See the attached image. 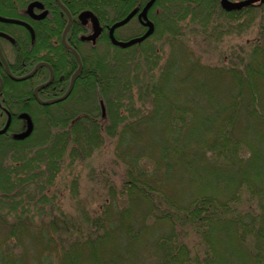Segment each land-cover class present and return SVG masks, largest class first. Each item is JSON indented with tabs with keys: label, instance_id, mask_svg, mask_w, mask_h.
I'll use <instances>...</instances> for the list:
<instances>
[{
	"label": "trees",
	"instance_id": "16d2710c",
	"mask_svg": "<svg viewBox=\"0 0 264 264\" xmlns=\"http://www.w3.org/2000/svg\"><path fill=\"white\" fill-rule=\"evenodd\" d=\"M149 14L154 33L91 62L73 108L0 137V264H264V4ZM239 14L258 30L233 43Z\"/></svg>",
	"mask_w": 264,
	"mask_h": 264
},
{
	"label": "flooded vegetation",
	"instance_id": "af4514ba",
	"mask_svg": "<svg viewBox=\"0 0 264 264\" xmlns=\"http://www.w3.org/2000/svg\"><path fill=\"white\" fill-rule=\"evenodd\" d=\"M147 1L141 6L133 5L122 18L136 7L141 10ZM150 9L148 17L152 20ZM85 11H91L96 18L84 14ZM120 15V0H0V17L15 18L28 24L0 18V129L10 118L7 130L0 133V137L17 138L27 130L29 119L33 122V132L37 119L33 111L37 106L51 107L72 99L77 80L86 77L89 70L88 55L83 47L89 45L94 49L105 37L112 42L110 27ZM133 18L144 31L147 30L138 13ZM94 21L99 22V29ZM119 28L114 30V36L126 39L118 34ZM95 32L98 35L89 38ZM80 63L81 69L76 73ZM71 84V92L65 99L43 104V101L51 102L63 96ZM15 105L17 110L13 108Z\"/></svg>",
	"mask_w": 264,
	"mask_h": 264
},
{
	"label": "rangeland",
	"instance_id": "374dc122",
	"mask_svg": "<svg viewBox=\"0 0 264 264\" xmlns=\"http://www.w3.org/2000/svg\"><path fill=\"white\" fill-rule=\"evenodd\" d=\"M144 1L141 2L140 0H138L137 3L141 6V5L144 4ZM210 3L211 2H209L208 4H210ZM244 15L245 14H241V15L239 14V16L236 19L235 18H233V19H227V20H229V21H227V23H229V26H231V29L232 30H235L237 28V26L238 27H243L244 26L241 29H236V30L239 31V33L238 32H235V34L233 33V34L229 35V38H231V42H233V43H237V42L243 41V40H250L251 38L255 37V35L257 33L258 28L256 26L255 27L246 26V21H245L246 20V17H244ZM118 20H120V18ZM233 27H234V29H233ZM142 30H143L142 25L138 22V20L136 18H133L125 26H122L121 28L118 29V34L121 37L128 39V38H130L132 36H136V35L143 34L145 31L144 30L142 31ZM102 41L103 42L100 43L99 45H97V47L94 48V49H91V47L89 45H85L83 47L85 53L88 55V60H89L87 62L88 67H89L90 64H92L91 62H94V60L97 57H102V56H105L106 57V54H111V52H114L115 45H113L110 41L109 42L108 41H104V38H103ZM137 45L138 44H135L134 46H137ZM208 54L207 55L204 54V60H213V61L214 60L215 61L216 60H219V56L212 55V54H214L213 50L210 51V55L213 56L212 57L213 59H209V57H208L209 55ZM172 84H174V83H172V82L169 83V85L171 87L169 85L167 86L166 91L168 93H170L169 91H173ZM171 88H172V90H171ZM260 88L261 89H264L263 87H260ZM224 92H226V91H224ZM99 104H100V107L102 109L104 107V104H102V102H100ZM74 105H75V101L72 99V100L67 101V102H59L58 104L53 105L51 107H47V108L37 106V108L35 109L36 111L34 110L33 112L35 114V117L37 118L36 119L37 120L36 123L38 124L37 125L38 126V132H40V130L42 128H44V127L46 128L47 127L46 124H45L47 122V120H46V117H45L44 113H46V112L49 113V114L53 113L54 116H59V114L61 113V111L63 109L73 108ZM94 106H95V104H94ZM13 108L15 110L18 109L17 105L13 106ZM102 111H103V109H102ZM155 130H159V129L158 128H155ZM106 150L107 151H104L103 154L102 153L96 154L94 160L93 159H90L89 160L90 162L88 161V163H93L94 162L95 164H97V163L103 162L111 154L110 152L112 150H114V146H108ZM86 165H87V162L84 163V166H86ZM85 171H86V169L84 170V174L80 176L81 180H83L82 183H86ZM78 174H79V172H78ZM68 175L65 176V179H68L69 178ZM63 182H65V181H63ZM90 190H88V189L87 190H84L82 193H80V196H82L84 198L90 197L91 196L89 194L91 192ZM61 194L63 195V198L65 199V201H64L65 202V207L70 210V206H71V193L68 190H64L63 193H61ZM27 241L28 240L25 238V242H23V244L28 245L29 242H27ZM21 247L22 246H20L17 249V251L21 250ZM31 251H33V250L31 249ZM149 259H151V258H149Z\"/></svg>",
	"mask_w": 264,
	"mask_h": 264
},
{
	"label": "water",
	"instance_id": "95a60500",
	"mask_svg": "<svg viewBox=\"0 0 264 264\" xmlns=\"http://www.w3.org/2000/svg\"><path fill=\"white\" fill-rule=\"evenodd\" d=\"M154 2H155V0H148L141 10L139 7H136L126 17L116 21L110 27V36H111L112 43L119 46V47L126 48V47L133 46L135 44H139L142 41H144L146 38H148L150 35H152L154 32L155 26H154L153 21L150 20L148 17V10L150 9V7H152ZM257 2L264 3V0H240V1L221 0V5L224 9L230 11V10L242 9L243 7L250 6V5L255 4ZM137 13H138L139 20L141 21L142 24H144L147 27V30L143 34L133 36V37L128 38L126 40L117 39L114 36V30L117 27H120V26L126 24L127 22H129L130 19L133 18ZM84 14H90L94 19L96 18L95 15L91 11H85ZM0 18L3 19L4 21L28 25L27 23H25L24 21L19 20V19L8 18V17H0ZM70 19H71V17H70ZM94 24H95V26L96 25L98 26V29L100 28L99 22L94 21ZM69 26H70V24L67 25V27L64 31V35L67 32ZM97 35L98 34H96V32H95L93 35L89 36V38L94 39ZM75 54H76L77 59L80 61L79 55L76 52H75ZM80 69H81V63L79 65V68L76 71V73H78L80 71ZM19 79H21V78H19ZM71 89H72V84L69 87L68 91L63 96L55 98L51 102L43 101V104L55 103V102H58V101L65 99L67 97V95L71 92ZM103 113H105L104 107H103ZM9 123H10V118L7 120L4 128L0 130V133H4L7 130ZM32 124L33 123L29 119V124H28L27 130L24 133L20 134L18 137L21 138V137H25V136L29 135L32 132V128H33Z\"/></svg>",
	"mask_w": 264,
	"mask_h": 264
}]
</instances>
